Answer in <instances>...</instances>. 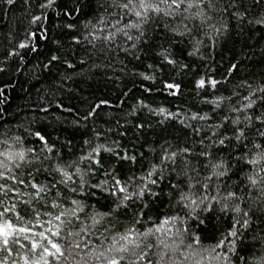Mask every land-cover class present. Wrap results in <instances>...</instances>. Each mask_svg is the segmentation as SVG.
I'll return each mask as SVG.
<instances>
[{"label": "trees", "instance_id": "16d2710c", "mask_svg": "<svg viewBox=\"0 0 264 264\" xmlns=\"http://www.w3.org/2000/svg\"><path fill=\"white\" fill-rule=\"evenodd\" d=\"M41 3L44 0H27V3L15 0L9 5L6 0H0V69H3L0 71V150L6 147L2 143L5 139L9 145L18 146L10 137L19 135L24 147L39 152L42 142L28 133L40 132L53 148L47 153L53 161L62 157L63 161H76L84 170L92 166L95 175L85 177L88 184L107 181L105 187L112 183V176H105V171L113 172L124 181L129 176L145 174L149 163H158L163 151H176V173L188 171L193 178L192 191L197 196L215 195L230 208L240 204L245 211L250 207L253 209L249 215L255 222L244 236L248 242L257 237V242L248 252L241 251L238 244L237 251L241 256L259 254L262 247L259 238L264 237V215L256 209L264 208V198L258 199L257 189L246 187L244 173H250L252 169L237 158L246 153L251 156L248 150L253 142L264 144V139L256 135V129L264 130V126L254 120L252 127H246L244 113H233L231 107L240 106L243 97L249 94V85L253 89L264 85V24L256 23V20L264 19V0H237L241 5L238 11L245 13L243 18H237L234 14L237 9L229 7V0H215L216 10L208 11V19L203 24L199 18H157L146 25V42L126 41L121 36L112 45L89 35L91 32H96L97 36L106 34V24H97V20L104 17L107 22L109 14L118 11L110 7L111 0H55L51 8L45 9L38 7ZM223 8L228 11H221ZM41 14L47 19L31 23L32 16ZM69 24L73 27H67ZM184 25L193 29L190 35L181 37L170 31L178 28L184 32ZM32 32L36 35L31 36ZM130 34L136 35L135 30ZM22 42L28 46L20 48ZM133 42L138 45L136 50H131ZM125 48L129 52L125 53ZM169 60L175 63H169ZM232 65L236 67L233 69ZM201 78L205 79L204 87L197 86ZM209 79L219 81L215 88L210 86ZM173 84L180 85L179 89L168 87ZM219 97L225 99L219 100ZM100 101L107 103L85 120L84 117ZM161 108L176 115L166 116L159 112ZM194 113L206 114L209 119L193 120ZM247 114L253 118L264 114V105L257 102ZM225 115L230 119L238 115L241 123L236 126L223 121ZM213 124L223 126L213 134L208 131V125ZM188 125L199 127V135ZM237 127L244 128L248 139H234ZM220 139H224L223 145L217 142ZM84 141L91 144L86 145ZM96 145L102 146L97 158L103 167L91 165L87 159L79 160ZM185 147L191 149L186 157L190 161L187 169L179 155V150ZM108 148L114 151H106ZM200 152L210 155H197ZM125 153L135 156L136 160L121 159ZM219 161L227 164L228 176L212 177L208 182L209 189L204 193L200 184L204 177L212 174L210 165ZM171 167L169 164L162 181L150 185L157 196L149 197L146 193L142 200H135L127 209L121 208L116 213L118 230L123 231L133 222V213L143 204H148L149 208L144 210L141 222L135 225L141 232L152 227L153 222L159 223L164 215L185 214L176 205L177 193L170 184H180L187 191L188 181L171 172ZM39 181L46 182L43 174ZM229 191L244 197V202L224 200ZM90 192H95V197L89 196ZM249 192L251 196L247 195ZM72 198L105 212L113 200L100 189L88 186L83 196ZM213 209L211 213L200 214L203 224L196 219L188 221L189 232L199 236L200 245L188 249L186 245L191 243L192 237L187 235L182 245L184 252L198 251L207 256V250L231 227L236 214L220 211V205L215 203ZM149 216L151 220H148ZM42 219L47 220V217ZM35 229L44 230L39 225H35ZM54 239L64 243L59 238ZM95 242L99 243V240ZM70 251L72 255L68 256ZM65 252L66 257L58 264H82L77 252L66 247ZM169 257H165V264L183 259L180 253L172 256L170 252ZM29 258L32 259L31 254ZM196 259L198 257L189 256L183 264H194ZM212 264H222V261H212ZM233 264L240 262L233 257Z\"/></svg>", "mask_w": 264, "mask_h": 264}, {"label": "snow or ice", "instance_id": "6c2138e0", "mask_svg": "<svg viewBox=\"0 0 264 264\" xmlns=\"http://www.w3.org/2000/svg\"><path fill=\"white\" fill-rule=\"evenodd\" d=\"M6 2L12 5L15 0H6ZM54 3L55 0H44V3L39 4L38 7L40 9L51 8ZM240 6L237 0H229V7L237 9L234 13L237 18H243L245 15V13L238 11ZM110 7L118 11L110 13L107 22H105L104 17L97 20V24H106V34L102 36H97L96 32L89 34L93 39H103L109 45H112L121 36L126 41L146 42V25L154 23L157 18H199L203 24L208 19V11L216 10L215 0H111ZM193 9L196 11H192ZM220 10L225 13L228 11L227 8ZM42 19H47V17L43 14L34 15L31 18V23L35 24ZM256 23L264 24V19H258ZM67 27L72 28L73 25L69 24ZM164 27L167 29V25ZM184 28V32L179 31L178 28H172L170 31L181 37L186 34L190 35L193 31L187 25H184ZM131 30H135L136 35L130 34ZM30 35L35 36L36 33L32 32ZM27 46L23 42L19 45L20 48ZM137 48V43L133 42L131 50ZM123 50L125 53L129 52L127 48ZM52 59H56V57ZM169 63H175V61L169 60ZM235 67L236 65H232L233 69ZM208 83L215 88L219 81L209 79ZM197 86L204 87L205 79L201 78L197 82ZM168 87L179 89L180 85L173 84L168 85ZM248 87L249 94L243 97V102L239 107H231V111L244 113L246 127H252L254 120L259 121L264 126V114L255 115L254 118L247 114L249 109H253L257 105V102L264 105V85H258L254 89L251 85ZM257 92L260 93L259 96L256 95ZM218 99L223 100L225 98L219 97ZM106 103L107 101H100L84 119L87 120L93 116L96 109ZM159 112L166 116L176 115V113L167 112L163 108L159 109ZM191 118L199 121L209 119L206 114L201 116L197 113H194ZM222 120L229 121L236 126L241 123L238 115L235 119H230L228 115H225ZM222 126V124L208 125V131L214 134L215 130ZM138 127L142 128L143 125H138ZM188 127L194 134L199 135L201 131L199 127H192L191 125ZM28 134L34 135L42 142L43 147L39 152L32 147H24L23 138L19 135L10 137L18 146L9 145L8 140L5 139L2 143L6 147L0 150V264H52V262L58 264L61 259L66 257L65 247L77 252L82 264H165V257H169L170 252L172 256L180 253L183 258L181 261H172V264H183V261L188 260L189 256L198 257L194 264H205L206 261L207 264H212V261L233 264V257L240 264H264V237L259 238L262 245L259 254L241 256L237 251L238 244L241 246V251L248 252L252 244L257 242V237H253L252 241L248 242L244 236L245 232L255 222L249 215L253 209L250 207L249 210L245 211L240 204L230 208L228 203H221V200L215 195L202 194L197 196L192 191L194 187L193 178L188 175V171L176 173L175 165L178 155L176 151H163L158 163H149L145 174L129 176L124 181L118 178V175H114L113 172L105 171V176H112L111 185L105 187L107 181L95 185L88 184L85 177L95 175L92 166L84 170L76 161H63L62 157L53 161L47 155V153L52 152L53 148L48 146L45 136L40 132ZM97 135L99 134L97 133ZM256 135L264 139V130L256 129ZM234 139L236 141L248 139L245 137L244 128L237 127L235 129ZM217 142L223 145L225 141L220 139ZM84 143L86 145L91 144L90 141H84ZM199 143L203 144V140H200ZM101 147V145L92 147L87 156H81L79 160L87 159L91 165L103 167L101 160L97 158ZM105 150L114 151L111 148ZM248 151L252 153L251 156L246 153L237 159L252 169L250 173H244L246 187L257 189L260 193L258 199H261L264 198V144L253 142L252 148ZM190 153L191 149L188 147L179 150V155L186 169L190 164L186 157ZM116 155L119 156V153ZM197 155L208 157L210 154L200 152ZM121 159L135 161L136 157L128 156L125 153ZM169 164L172 165L171 172L177 176L186 177L188 181L186 184L187 191H184L180 184H170V187L177 193L175 203L185 214L183 216L179 213L171 216L164 215L159 219V223L153 222L152 227L145 228L141 232L135 225L141 222L145 215L144 210L149 208L148 204H143L133 213V222L124 227L123 231L118 230L115 224L116 213L121 208L127 209L130 203L135 200H142L146 193L149 197L157 196L158 193L153 192L150 185H157L158 181L164 179L165 171L169 170ZM210 167L213 170L212 174L204 177V182L200 184L204 193H207L208 182L211 181L212 177L219 179L228 176L229 169L224 161L211 164ZM192 170L195 171V169ZM42 174L45 176L46 182H38V178ZM137 180L140 183H136ZM86 186L98 188L113 198L112 206L109 207L108 211H100L95 205L72 198L75 195L83 196ZM95 195V192L89 193L91 197H95ZM247 195L251 196V193L249 192ZM223 199H237L243 203L245 198L238 196L234 191H229L227 197ZM214 203L220 205V211H231L236 214L232 218L231 227L221 235L215 245L207 250V256L201 255L198 251L184 252L182 245H184V238L187 235L192 237L191 243L186 245L188 249L200 245L199 236L195 232H189L188 221L196 219L199 220L200 224H203L204 221L199 219L200 214L211 213L214 210ZM42 209L51 210L42 211ZM86 209H90V211H86ZM256 211L264 215V208H257ZM237 216L240 218L238 219ZM42 217H47V220L42 219ZM151 219L149 216L148 220ZM77 224L79 225L78 228H76ZM35 225H39L44 230L36 231ZM54 237L59 238L64 243L56 242ZM150 237L151 239H149ZM96 240H99V243H96ZM14 249H18V251L14 252ZM38 251L39 256L37 257ZM29 254H31L32 259L29 258ZM67 255L71 256L72 252H68ZM169 259L171 260V257Z\"/></svg>", "mask_w": 264, "mask_h": 264}]
</instances>
